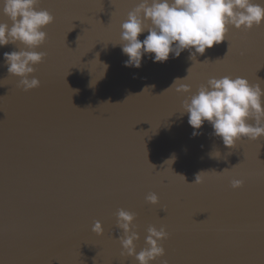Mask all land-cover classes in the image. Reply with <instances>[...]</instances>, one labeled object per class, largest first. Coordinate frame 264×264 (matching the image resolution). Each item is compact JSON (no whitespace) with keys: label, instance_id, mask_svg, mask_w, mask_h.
Returning a JSON list of instances; mask_svg holds the SVG:
<instances>
[{"label":"water","instance_id":"1","mask_svg":"<svg viewBox=\"0 0 264 264\" xmlns=\"http://www.w3.org/2000/svg\"><path fill=\"white\" fill-rule=\"evenodd\" d=\"M139 2L40 0L37 10L54 21L34 49L45 53L32 74L40 85L28 91L4 62L18 49L0 47V264H137L121 255L118 209L135 214L136 252L149 226L168 233L150 264H264V137L227 148L207 122L193 136L181 115L210 78L242 77L264 90V23L229 26L196 61L184 50L125 67L112 43ZM2 7L0 23L10 25ZM186 76L189 93L168 89ZM201 171L209 172L194 183ZM232 179L244 183L233 189Z\"/></svg>","mask_w":264,"mask_h":264},{"label":"clouds","instance_id":"2","mask_svg":"<svg viewBox=\"0 0 264 264\" xmlns=\"http://www.w3.org/2000/svg\"><path fill=\"white\" fill-rule=\"evenodd\" d=\"M2 2V13L8 17L10 25L0 23V47L12 44L18 49L4 53L7 72L19 78L18 87L23 90L37 88L40 81L32 74L45 53L34 49L45 42L47 34L43 29L54 21V17L46 9L37 10L40 0ZM262 23L264 6L254 0H140L120 24L119 40L112 44L119 45L122 54L127 56L125 67L139 68L142 57L148 54H151L153 63H163L169 59L170 53L177 58L184 50L189 51V59L196 61L197 54L203 55L206 49L225 40L229 26L248 31ZM145 32L144 39H138ZM21 45L23 47H19ZM186 78L175 79L168 89L189 93V85L182 82ZM262 97L264 90L259 84H250L245 78H210L206 85H201L195 94L182 101L181 115L187 114L193 136L199 135V130L207 122L213 130L211 135L220 138L225 147L232 148L238 140L264 137ZM206 172L209 171L197 173L194 183H202V173ZM180 176L185 180L183 175ZM243 183L242 179H232L230 186L237 189ZM145 200L152 205L158 203L155 193H149ZM134 219L135 214L124 209L116 212V227L122 230L118 239L123 249L121 255L134 256L137 264H150L164 255L160 242L168 238V233L163 226L159 230L149 226L146 247L136 252L134 242L139 236L133 230ZM92 231L98 236L103 234L99 221L94 222Z\"/></svg>","mask_w":264,"mask_h":264},{"label":"snow or ice","instance_id":"3","mask_svg":"<svg viewBox=\"0 0 264 264\" xmlns=\"http://www.w3.org/2000/svg\"><path fill=\"white\" fill-rule=\"evenodd\" d=\"M115 6V5H114ZM227 37V34H226V36H225V38Z\"/></svg>","mask_w":264,"mask_h":264}]
</instances>
